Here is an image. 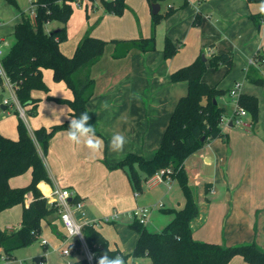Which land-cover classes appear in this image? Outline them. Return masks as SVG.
<instances>
[{
    "label": "crops",
    "instance_id": "0c3cea01",
    "mask_svg": "<svg viewBox=\"0 0 264 264\" xmlns=\"http://www.w3.org/2000/svg\"><path fill=\"white\" fill-rule=\"evenodd\" d=\"M182 1H168L165 8L160 3V12L165 13ZM24 3L25 0H17V6L11 8L5 0H0V48L3 54L14 41L11 34L16 24L27 12V5L25 9L21 7ZM126 3L122 15L106 12L98 2L87 4L83 1L74 8L67 24L68 39L60 45L66 55L75 53L88 32L108 41L103 54L91 67V76L97 81L96 94L86 103L90 116L88 123L95 127L96 136L103 140L104 146L93 154L83 143L69 142L66 130L57 131L45 154L40 149L51 182L42 180L38 187L45 197L56 186L69 188L72 198L78 197L83 203L82 208H73L76 221L81 225L95 223L111 248H119L124 255L130 254L138 240V232L128 227L124 218H132L133 210L138 206H160L162 201H158L164 195L173 204L175 179L149 186L146 174L141 172L142 190L137 191L128 168L116 164L128 153L151 158L159 148L179 98L188 92V82H174L171 73L193 62L202 51H207V58L227 53L233 57L232 66L210 67L203 80L228 92L238 84V95L256 96L258 119L251 124L249 114L239 116L246 125H236L234 105L237 97L231 95L234 105L231 112H224V135L208 141L184 161L199 204L198 216L190 226L196 240L229 246L256 241L264 249V85L246 78V71L252 64L264 75V61L256 64L255 60L259 50L264 52V15L261 25L251 18V14L262 11L263 3L256 0H188L185 7L163 18L156 26L153 25L152 4L148 0H126ZM197 14L201 15L199 25L193 24ZM61 26L52 21L46 28L50 31ZM153 33L157 49L144 53L126 54L123 41L112 42ZM166 37L178 47L171 58H166L163 52ZM43 75L49 91H33V96L39 99L36 113L25 110L24 115L17 114L14 109L19 108L13 103L2 107L0 132L5 136L18 138L19 117L32 134L41 126L51 127L72 117L68 100L73 99V91L65 82L54 80L51 69H44ZM5 84L11 96L2 95L11 99L15 90L7 82ZM117 133L127 139L123 151L119 152L110 147L111 137ZM31 178L30 169L11 177L10 185H27ZM42 183L48 192L41 188ZM206 183L210 184L209 191H206ZM32 199V193L26 194L25 205L28 206ZM23 208V204H18L0 212V229L20 228ZM75 240L69 237L57 211L42 220L41 233L34 242L18 248V255L13 256L16 260L3 258L0 264H29L31 261L39 264L42 259L44 264H67L84 254L73 249ZM66 248L71 250L69 255L62 252ZM75 253L79 256L73 255ZM145 257L129 259L128 264L153 263L150 257ZM228 264L250 263L235 256Z\"/></svg>",
    "mask_w": 264,
    "mask_h": 264
},
{
    "label": "trees",
    "instance_id": "16d2710c",
    "mask_svg": "<svg viewBox=\"0 0 264 264\" xmlns=\"http://www.w3.org/2000/svg\"><path fill=\"white\" fill-rule=\"evenodd\" d=\"M17 6L16 0H7ZM83 1L88 4L100 3L106 12L122 15L127 7L126 0H33L34 19L23 14L22 21L16 24L11 36L14 38L9 51L2 57L1 66L5 76L12 84L17 100L27 113H36L38 98L33 96L34 90L49 91L43 70L51 69L56 81H63L73 91L74 97L68 100L72 107V115L78 117L87 111L86 103L96 94L97 81L91 76V67L103 54L108 41L95 37L89 32L79 42L72 56L66 55L61 43L68 39L67 24L74 8ZM150 4L161 0H148ZM263 3L264 0H256ZM188 4L183 0L177 7H169L164 12L153 14V25L173 14L177 9ZM88 7V5H87ZM263 11L251 14V18L261 25ZM58 21L62 26L48 31L46 26ZM201 23V15L197 14L193 24ZM123 41L128 52H148L157 49L156 36L139 37L131 40H112L113 43ZM178 47L169 38H165L163 52L171 58ZM202 51L193 62L174 70L171 79L174 82L187 81L188 92L181 96L170 117L162 142L151 158L136 153H128L116 166L127 167L131 182L137 191L142 190V174L149 178L162 168H171L172 176L178 180L185 196V205L180 209H166L174 212L175 217L162 231L152 232L137 219L130 226L138 232V240L130 254H123L119 248H111L109 240L98 229L95 223L82 225V233L88 248L94 254V264L106 251L110 257L121 255L127 262L129 259L150 257L154 264H228L235 256L242 257L250 264H264V249L256 242L237 245L200 241L193 237L191 221L198 216L199 204L195 188L189 181L184 161L194 152L202 148L208 141L223 136L222 122L225 108L219 103L220 96L226 90L210 85L203 80V75L210 67L220 65L232 66L233 57L227 53L213 54L206 60ZM256 64L264 61V52L255 55ZM246 78L256 84L264 85V75L257 65H250ZM5 85V77L0 71V85ZM217 100L215 103L214 100ZM239 107L247 110L251 116V124L258 119V98L251 94L238 95ZM14 104V103H13ZM9 104H5V106ZM31 105L30 108H26ZM20 114L17 108L14 109ZM237 110V108H236ZM237 114V111H235ZM66 119L51 127L41 126L29 131L26 122L19 117L18 138L13 139L0 132V212L12 206L23 204L22 222L17 230L0 229V262L13 257L14 251L34 242L41 233L42 220L57 212L58 208L48 203L47 198L38 187L40 181L51 182L40 149L45 154L51 138L59 130H67L70 123ZM31 169V181L24 186L13 187L10 178L23 174ZM41 188L48 192L42 183ZM210 184L206 183V191ZM32 193L33 199L25 205L26 194ZM79 200L78 197L73 201ZM59 212V211H58ZM256 228V223L254 225ZM73 249L84 252L80 239L76 238ZM82 252V253H83ZM3 257V258H2ZM67 264H91L85 253Z\"/></svg>",
    "mask_w": 264,
    "mask_h": 264
},
{
    "label": "built area",
    "instance_id": "2783aa9c",
    "mask_svg": "<svg viewBox=\"0 0 264 264\" xmlns=\"http://www.w3.org/2000/svg\"><path fill=\"white\" fill-rule=\"evenodd\" d=\"M33 2V0H31ZM3 55V50L0 48V56ZM1 57H0V71L5 77V82H7L10 86L12 84L8 80V78L5 76L2 66H1ZM13 87V86H12ZM14 89V88H13ZM238 84L231 90V94L233 96H236L238 99ZM14 103L19 108V111L21 115L25 114V109L23 106L20 105L19 101L16 98L15 91H13V97L6 98L3 96L2 101L0 104H11ZM236 108H237V114L234 118V122L238 125H246L242 118L239 116L247 115L248 112L245 108L239 107L238 103L236 101ZM173 179L172 176V169L171 168H162L156 171L153 175H151L147 179V183L149 186L156 185L160 182H170ZM73 193L69 188H64L60 186H56L50 190L48 194H46V198L48 200L49 204H52L58 208V211L61 215V219L67 229L69 237H74L80 239L82 243V247L84 250V253L89 260L91 264H94V254L90 251V249L87 246V243L84 239L83 233H82V225L79 224L73 214V208H82L83 203L80 200L73 201ZM160 206H163L161 203ZM154 206H138L133 210V215L135 219H137L139 222L146 224L149 220V217L151 215V209ZM116 215V214H115ZM43 243H46V240H43ZM63 254L69 255L71 250L70 248H66L63 251ZM39 264H44V260H40Z\"/></svg>",
    "mask_w": 264,
    "mask_h": 264
},
{
    "label": "rangeland",
    "instance_id": "374dc122",
    "mask_svg": "<svg viewBox=\"0 0 264 264\" xmlns=\"http://www.w3.org/2000/svg\"><path fill=\"white\" fill-rule=\"evenodd\" d=\"M6 2H7V4L11 7V8H15V6L14 5H12V4H10L7 0H5ZM26 1V3H24V4H21V7L23 8V9H25V7H26V5L28 6V9H27V12H25V14H27L30 18H33L34 16H35V10H34V7L32 6V2L30 1V0H25ZM168 1H171V2H175L176 3V1L177 0H161L160 1V3H161V5L163 6V8H165L166 7V4H167V2ZM16 2H17V0H16ZM20 2H23V0H20ZM18 9V8H17ZM53 23H56V24H59L60 22H58V21H53ZM53 28V27H52ZM4 44H6L7 45V42H5ZM9 51V49H7V51L2 55V56H0L1 58L2 57H4V55L7 53ZM6 85V84H5ZM4 84L3 85H0V94H5V95H10L11 96V93H10V90L5 86ZM231 91L230 92H228V91H226V93L224 94V95H222V96H220V98H219V102H220V104L222 105V106H224L225 107V111H227L226 113H229V112H231V109L233 110V105L234 104H232V101H231V99L230 98H232L231 97ZM229 101H231V103L229 102ZM229 103H230V105H229ZM236 108V106L234 105V109ZM3 111V109H2V107H1V105H0V112H2ZM236 125H238V124H236ZM238 126H242V125H238ZM175 184V186H174V189H173V191H172V193L174 192V190H175V192H176V194H175V197H174V201H172L173 202V204H171V200H168L167 198H166V196L164 195V196H162V197H160L161 198V200L160 201H158V202H161L162 201V203L163 204H165L163 207H161V206H156V207H153L152 209H151V215H150V217H149V220L147 221V223H146V226L148 227V230H150V231H152V232H159V231H162L163 229H164V227L171 221V219H173L174 217H175V214H174V212H172V213H170V212H167L166 211V209H169L170 207H177V209H179L180 207H183L184 205H185V202H186V199H185V196H184V194H183V191H182V189H181V186H180V184H179V182H178V180H175L174 181V183H173V185ZM179 200H181V203L179 204L178 203V201ZM157 202V203H158ZM175 203V204H174ZM152 206V205H151ZM133 215V214H132ZM168 216H169V220H168ZM124 220L127 222V224L129 225L128 227H130L132 230H134L131 226H130V224L131 223H133L134 221H135V217H134V215L132 216V218H129L128 219V217L125 219L124 218ZM135 232H136V230H134ZM37 242H39L38 240H37ZM20 249V248H19ZM19 249H17V250H15V253L13 254V256H15V255H18L17 254V252H18V250ZM73 255H78V253L76 254H73ZM79 256V255H78ZM82 256V255H81ZM3 258V257H2ZM73 258V257H72ZM145 258H149V257H145ZM18 260L20 259V257L18 256V258H17ZM11 260H16V258H14V257H12L11 258ZM8 261V260H7ZM10 261V260H9ZM5 262V261H4ZM34 262L35 261H31V262H29V264H34ZM15 264H18V262L17 263H15ZM151 264H153V263H151Z\"/></svg>",
    "mask_w": 264,
    "mask_h": 264
},
{
    "label": "clouds",
    "instance_id": "9594fccd",
    "mask_svg": "<svg viewBox=\"0 0 264 264\" xmlns=\"http://www.w3.org/2000/svg\"><path fill=\"white\" fill-rule=\"evenodd\" d=\"M264 11V8H262ZM90 116L85 111L78 117L72 116L69 127L66 130V138L69 142L79 145L83 143L91 153L99 152L104 142L100 137L96 136L95 127L89 125ZM127 139L123 134L117 133L111 137L110 147L113 151H123ZM97 264H128L125 258L121 255L110 257L108 251L104 252L98 259Z\"/></svg>",
    "mask_w": 264,
    "mask_h": 264
},
{
    "label": "water",
    "instance_id": "95a60500",
    "mask_svg": "<svg viewBox=\"0 0 264 264\" xmlns=\"http://www.w3.org/2000/svg\"><path fill=\"white\" fill-rule=\"evenodd\" d=\"M160 9H161L160 3H153L152 4V12H153V14H157L160 11ZM202 57H203L204 60L207 59L205 54H203ZM2 98H3V95L0 94V102L2 101ZM214 101H215V103H217L216 99ZM1 107L5 108V104H1Z\"/></svg>",
    "mask_w": 264,
    "mask_h": 264
}]
</instances>
